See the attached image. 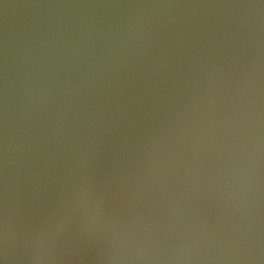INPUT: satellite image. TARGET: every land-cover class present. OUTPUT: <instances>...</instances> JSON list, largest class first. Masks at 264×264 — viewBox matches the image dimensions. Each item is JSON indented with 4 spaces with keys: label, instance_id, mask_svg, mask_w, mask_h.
<instances>
[{
    "label": "water",
    "instance_id": "water-1",
    "mask_svg": "<svg viewBox=\"0 0 264 264\" xmlns=\"http://www.w3.org/2000/svg\"><path fill=\"white\" fill-rule=\"evenodd\" d=\"M0 264H264V0H0Z\"/></svg>",
    "mask_w": 264,
    "mask_h": 264
}]
</instances>
